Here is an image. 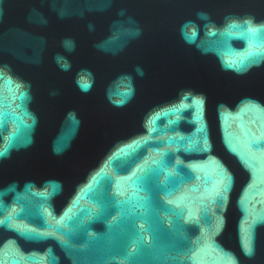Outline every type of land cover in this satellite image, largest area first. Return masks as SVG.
Returning <instances> with one entry per match:
<instances>
[{
  "label": "water",
  "instance_id": "obj_1",
  "mask_svg": "<svg viewBox=\"0 0 264 264\" xmlns=\"http://www.w3.org/2000/svg\"><path fill=\"white\" fill-rule=\"evenodd\" d=\"M0 264H264V180L73 0H0Z\"/></svg>",
  "mask_w": 264,
  "mask_h": 264
}]
</instances>
